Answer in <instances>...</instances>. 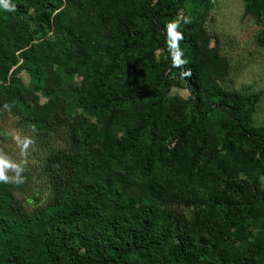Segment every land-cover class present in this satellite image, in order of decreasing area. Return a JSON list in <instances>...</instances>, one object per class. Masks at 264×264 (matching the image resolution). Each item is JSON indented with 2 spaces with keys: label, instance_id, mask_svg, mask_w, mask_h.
Here are the masks:
<instances>
[{
  "label": "trees",
  "instance_id": "16d2710c",
  "mask_svg": "<svg viewBox=\"0 0 264 264\" xmlns=\"http://www.w3.org/2000/svg\"><path fill=\"white\" fill-rule=\"evenodd\" d=\"M10 3L15 11L0 7V108L47 129L63 96L81 147L52 155L47 207L28 212L0 182V264H264V235L253 236L264 231V129L249 117L257 96L217 81L213 0ZM244 4L264 45V0ZM46 66L67 80L77 71L80 83L46 86ZM176 88L189 92L187 112L170 121ZM167 199L192 207L191 223L175 226Z\"/></svg>",
  "mask_w": 264,
  "mask_h": 264
},
{
  "label": "rangeland",
  "instance_id": "374dc122",
  "mask_svg": "<svg viewBox=\"0 0 264 264\" xmlns=\"http://www.w3.org/2000/svg\"><path fill=\"white\" fill-rule=\"evenodd\" d=\"M213 4V9L207 15V28L212 36V49L216 52V58L223 61V69L217 81L225 90L243 99L257 96V103L249 110V117L256 129H264V45L259 43L263 27L255 17L246 15L244 0H213ZM77 74L75 71L74 77L67 80L57 74L55 67L46 66L45 83L51 88L60 87L65 90L70 83L73 86L80 83ZM18 79L27 85L31 81L26 71H22ZM169 98L175 103L169 120L183 117L187 112L184 108L189 92L176 88L169 94ZM176 99L180 101V106ZM48 100L40 95L42 105ZM66 101L68 99L60 97L55 114L52 113L48 120L47 129L33 128L28 120H24L26 115L22 117L9 108H0V160L12 165L4 170L5 174L9 176L10 183L15 185L14 194L28 212L47 207L53 200V189L48 184L49 169L56 165L54 161L51 162L52 155L81 147L78 141L73 140V129L65 121ZM169 109L170 104L167 106ZM107 124L114 129L112 121ZM216 129H219L218 125L214 126ZM17 167L23 169L20 175L24 183L19 185L16 183ZM232 175L239 180L251 182L252 176L242 170L234 171ZM164 207L165 212L172 215L175 226L191 223L194 217V209L190 206L176 205L167 199ZM255 232V238L264 235L260 229Z\"/></svg>",
  "mask_w": 264,
  "mask_h": 264
},
{
  "label": "clouds",
  "instance_id": "9594fccd",
  "mask_svg": "<svg viewBox=\"0 0 264 264\" xmlns=\"http://www.w3.org/2000/svg\"><path fill=\"white\" fill-rule=\"evenodd\" d=\"M0 7H2L3 10L5 11H15V5L10 3V0H0ZM188 20L185 19V23H187ZM179 27L178 22H170L166 25L167 28V33L169 36V47L173 49H178L179 48V40L183 38L182 33L177 31V28ZM180 55L181 53L177 51L173 55V63L176 66H179V63H182L180 61ZM5 108L8 107L7 104L4 105ZM12 167L11 164H9L5 160H0V182L3 183H8L9 182V176L5 174V169ZM23 171L22 168L17 167V176H16V183L23 184L24 183V178L20 175V173Z\"/></svg>",
  "mask_w": 264,
  "mask_h": 264
}]
</instances>
